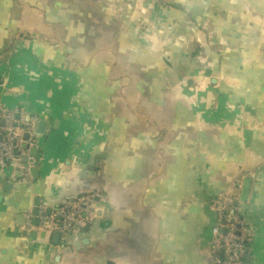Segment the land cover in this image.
I'll list each match as a JSON object with an SVG mask.
<instances>
[{
    "label": "crops",
    "instance_id": "crops-1",
    "mask_svg": "<svg viewBox=\"0 0 264 264\" xmlns=\"http://www.w3.org/2000/svg\"><path fill=\"white\" fill-rule=\"evenodd\" d=\"M36 2L0 0V106L41 120L31 178L0 171V264H211L210 201L243 169L264 264V0ZM91 191L81 236L25 232Z\"/></svg>",
    "mask_w": 264,
    "mask_h": 264
},
{
    "label": "built area",
    "instance_id": "built-area-1",
    "mask_svg": "<svg viewBox=\"0 0 264 264\" xmlns=\"http://www.w3.org/2000/svg\"><path fill=\"white\" fill-rule=\"evenodd\" d=\"M23 111L5 110L0 106V171L23 170L31 178L35 167L31 151L40 150L38 143L37 116L27 120ZM28 136V139H26ZM25 158L29 162H25ZM254 172L241 170L238 176L211 199L213 217L209 226L208 259L211 264H255L252 242L253 228L245 222L240 210L245 179ZM104 196L91 191L77 199H67L51 214L44 207L36 217L32 211L25 214L24 230L29 235L35 232L60 234L62 241L82 235L94 224L99 201ZM38 222V225H36Z\"/></svg>",
    "mask_w": 264,
    "mask_h": 264
},
{
    "label": "water",
    "instance_id": "water-1",
    "mask_svg": "<svg viewBox=\"0 0 264 264\" xmlns=\"http://www.w3.org/2000/svg\"><path fill=\"white\" fill-rule=\"evenodd\" d=\"M27 120H30V117L27 118ZM43 126V125H42ZM40 131H43V128L41 127L39 132ZM26 139H28V136H26ZM31 155L33 157H37L39 156V150L38 149H34L31 151ZM25 162L28 163L29 162V159L28 158H25ZM34 173L36 176H38V169H35L34 170ZM252 184H253V181L251 178H247L245 179V182H244V188H243V192H242V201L244 203H247L248 200H249V197H250V194H251V189H252ZM9 192V191H8ZM1 200V199H0ZM102 210H100L101 212ZM39 212H40V207H39V204L35 205V208L33 210V214L37 217L39 215ZM36 225H38V222H36ZM89 228H86L85 231H88ZM60 234L58 235H55V244L58 245V242H59V238H60Z\"/></svg>",
    "mask_w": 264,
    "mask_h": 264
},
{
    "label": "trees",
    "instance_id": "trees-1",
    "mask_svg": "<svg viewBox=\"0 0 264 264\" xmlns=\"http://www.w3.org/2000/svg\"><path fill=\"white\" fill-rule=\"evenodd\" d=\"M35 7L39 10V12L46 13V12L50 11V9H53L54 5H48L46 3V0H37V2L35 3ZM153 81L154 80L152 78H146V82H147L145 84L146 91L149 92V93H151V94L152 93H156V87H155ZM119 86H120V83L118 84V87ZM168 110H169V112L172 110L171 106H168Z\"/></svg>",
    "mask_w": 264,
    "mask_h": 264
}]
</instances>
